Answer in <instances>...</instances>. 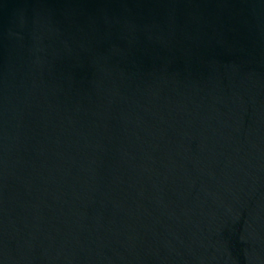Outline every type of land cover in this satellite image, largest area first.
<instances>
[{
    "label": "water",
    "instance_id": "water-1",
    "mask_svg": "<svg viewBox=\"0 0 264 264\" xmlns=\"http://www.w3.org/2000/svg\"><path fill=\"white\" fill-rule=\"evenodd\" d=\"M0 264H264V0H0Z\"/></svg>",
    "mask_w": 264,
    "mask_h": 264
}]
</instances>
